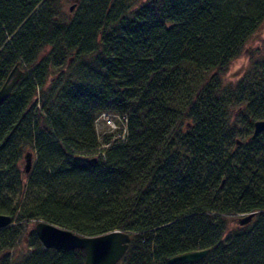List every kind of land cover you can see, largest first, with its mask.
Here are the masks:
<instances>
[{"label":"trees","instance_id":"1","mask_svg":"<svg viewBox=\"0 0 264 264\" xmlns=\"http://www.w3.org/2000/svg\"><path fill=\"white\" fill-rule=\"evenodd\" d=\"M73 4L66 15L61 0H0V86L16 62L23 72L0 105V214L13 222L0 264H83L81 249H43L28 229L38 220L127 232L116 264L204 249L188 264H264V131L250 139L264 42L237 81L223 78L264 0ZM24 147L36 158L22 184Z\"/></svg>","mask_w":264,"mask_h":264},{"label":"water","instance_id":"2","mask_svg":"<svg viewBox=\"0 0 264 264\" xmlns=\"http://www.w3.org/2000/svg\"><path fill=\"white\" fill-rule=\"evenodd\" d=\"M74 4L69 7L72 11ZM23 72L16 62L9 71L4 82L0 86V104L10 95L15 84L22 78ZM264 131V120L253 122V130L250 139L256 138ZM240 141H236L239 144ZM24 174H28L32 167V153L26 151L23 155ZM254 213H249L242 217L234 218V224L244 226L248 224ZM13 225L12 218L0 214V229ZM34 233L43 249L65 251L81 249L84 252L83 264H116L127 250L130 236L127 232L111 231L98 236H82L71 230L60 228L52 223L38 220L34 224ZM208 254V249L187 252L173 256L169 259L170 264H188L204 259Z\"/></svg>","mask_w":264,"mask_h":264},{"label":"rangeland","instance_id":"3","mask_svg":"<svg viewBox=\"0 0 264 264\" xmlns=\"http://www.w3.org/2000/svg\"><path fill=\"white\" fill-rule=\"evenodd\" d=\"M75 0H61V10L64 14H69V7L73 4ZM264 42V22L261 25V27L248 39L245 50L242 53L240 57H238L236 60H234L231 65L229 66L227 72L224 74V81L229 82V81H237L240 76L244 73L248 66V60H249V54L250 53H261L262 52V43ZM21 69V67H20ZM100 130V127L98 126L97 128ZM26 151H31L32 152V166L35 162L36 154L35 151L32 150L30 147H24L21 152V157L20 160L17 162L16 166L21 174L22 177V184L25 183V181L28 178L29 174H24L23 172V166H24V160H23V154ZM242 217V216H237ZM234 220L232 219L231 222ZM31 228V225H29V228Z\"/></svg>","mask_w":264,"mask_h":264},{"label":"built area","instance_id":"4","mask_svg":"<svg viewBox=\"0 0 264 264\" xmlns=\"http://www.w3.org/2000/svg\"><path fill=\"white\" fill-rule=\"evenodd\" d=\"M104 119H105V123H106L107 126H109L111 129H114V128H115V126H114V124H113V122L111 121L110 118L105 117ZM114 139H115V138H113L112 140H114ZM105 146H106V145H105Z\"/></svg>","mask_w":264,"mask_h":264},{"label":"bare ground","instance_id":"5","mask_svg":"<svg viewBox=\"0 0 264 264\" xmlns=\"http://www.w3.org/2000/svg\"><path fill=\"white\" fill-rule=\"evenodd\" d=\"M8 97H9V96H8ZM6 99H7V98H6ZM6 99H5V100H6ZM2 103H3V102H2ZM2 103H1V104H2ZM1 104H0V105H1ZM101 117H102V115L99 116L98 119H101ZM262 132H263V131H262ZM240 144H241V143H239V145H240ZM31 170H32V168L29 170L28 174L31 172ZM34 224H35V222L33 223V225H31L33 231H34ZM171 258H172V257H171ZM169 259H170V258H169ZM168 262H169V260H168Z\"/></svg>","mask_w":264,"mask_h":264}]
</instances>
